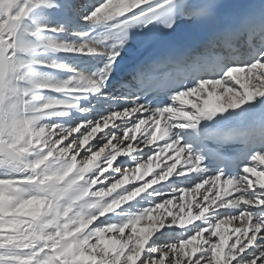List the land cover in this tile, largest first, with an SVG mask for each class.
<instances>
[{
	"label": "snow or ice",
	"instance_id": "1",
	"mask_svg": "<svg viewBox=\"0 0 264 264\" xmlns=\"http://www.w3.org/2000/svg\"><path fill=\"white\" fill-rule=\"evenodd\" d=\"M0 264H264V0H0Z\"/></svg>",
	"mask_w": 264,
	"mask_h": 264
},
{
	"label": "bare ground",
	"instance_id": "2",
	"mask_svg": "<svg viewBox=\"0 0 264 264\" xmlns=\"http://www.w3.org/2000/svg\"><path fill=\"white\" fill-rule=\"evenodd\" d=\"M55 19L58 20V19H60V17L57 16V17H55ZM64 36L67 39H69V40H73V39L76 38L75 36H72V35L67 34V33L64 34ZM62 58L63 59H66L71 64H75L77 67L82 66L83 65V62H85V61H93V59L91 57H82V56H76V55H70V54L69 55H66V56H63ZM92 118H95V117H92ZM78 160H79V157H78ZM180 186H183V185H180Z\"/></svg>",
	"mask_w": 264,
	"mask_h": 264
}]
</instances>
